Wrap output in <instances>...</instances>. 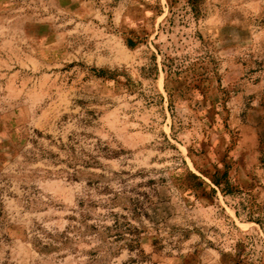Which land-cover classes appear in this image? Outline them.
I'll use <instances>...</instances> for the list:
<instances>
[{
  "label": "rangeland",
  "instance_id": "1",
  "mask_svg": "<svg viewBox=\"0 0 264 264\" xmlns=\"http://www.w3.org/2000/svg\"><path fill=\"white\" fill-rule=\"evenodd\" d=\"M0 264H264V0H0Z\"/></svg>",
  "mask_w": 264,
  "mask_h": 264
},
{
  "label": "trees",
  "instance_id": "2",
  "mask_svg": "<svg viewBox=\"0 0 264 264\" xmlns=\"http://www.w3.org/2000/svg\"><path fill=\"white\" fill-rule=\"evenodd\" d=\"M195 0H191L193 4ZM185 186L191 191H197L204 186V181L194 174L193 172H189L187 181L184 182ZM232 191L229 187L227 189H223V193L230 194ZM115 198L110 199L108 202V206L110 209L116 208L122 204V208L131 214V220L140 219L142 217L148 216L144 213L145 208L139 206L132 200H128L127 198L123 199L119 197L120 194H114ZM120 200H125L124 203ZM81 207L80 217L73 218V220L78 224L72 228H69L63 233L57 234L52 238V243L45 245L39 248V252L47 253L51 250H66L71 249L73 244H77L81 240H86L88 238H94L99 241H108L111 240V245L122 244L118 246L121 249L126 247L130 251L138 252V256L142 257L145 254V251L141 249V244L139 240V236L141 235V227L135 226L128 222V216L114 214L111 213V217L113 218V224L111 226L104 225L103 220L91 218V215L88 213L89 208H92V204H87L85 201H82L79 205ZM107 217V216H105ZM103 217V218H105ZM124 221V222H123ZM123 242V243H122Z\"/></svg>",
  "mask_w": 264,
  "mask_h": 264
}]
</instances>
